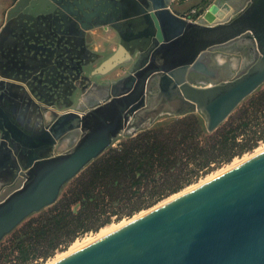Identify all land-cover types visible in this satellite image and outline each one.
I'll return each instance as SVG.
<instances>
[{
    "label": "water",
    "instance_id": "1",
    "mask_svg": "<svg viewBox=\"0 0 264 264\" xmlns=\"http://www.w3.org/2000/svg\"><path fill=\"white\" fill-rule=\"evenodd\" d=\"M172 5L18 0L9 11L13 46L22 54L0 66V242L53 205L63 187L120 137L163 114L199 113L210 133L264 85V0H215L196 21ZM103 25L124 46L136 43L131 69L103 100L60 110L57 101L76 78L83 96V36ZM231 47L244 51L248 62L227 75L211 62ZM10 96L32 105L42 101L51 107L49 118L36 129L22 125L2 102ZM52 264H264V151Z\"/></svg>",
    "mask_w": 264,
    "mask_h": 264
},
{
    "label": "trees",
    "instance_id": "2",
    "mask_svg": "<svg viewBox=\"0 0 264 264\" xmlns=\"http://www.w3.org/2000/svg\"><path fill=\"white\" fill-rule=\"evenodd\" d=\"M263 140L264 85L210 133L200 114L187 113L127 135L70 180L53 205L10 233V245L0 246V264L10 255L12 264L46 258L78 234L151 207L212 163L229 162Z\"/></svg>",
    "mask_w": 264,
    "mask_h": 264
},
{
    "label": "crops",
    "instance_id": "3",
    "mask_svg": "<svg viewBox=\"0 0 264 264\" xmlns=\"http://www.w3.org/2000/svg\"><path fill=\"white\" fill-rule=\"evenodd\" d=\"M17 1L0 0V33L5 25L12 21L9 25L10 29L3 32L0 40V66L2 68H5L4 66L6 65H13L12 61L17 62L16 60H19L20 54H22L13 46V42L17 41L13 29L15 28V24L8 17L9 11ZM172 1L173 5L171 8L178 13H185V15H189V11L193 8L196 9L200 3V0ZM199 18L200 15L196 20ZM83 38L85 41V51L83 53L84 59L82 60L81 71L84 77L87 78L83 82L87 87L84 89L83 96H81L78 86L81 85L79 83L82 79L76 78L72 81L71 83L74 86V88H71L72 92L68 88L67 92L61 94L60 99L57 101L62 105L60 110L74 108L83 104L90 106L106 98L110 93L112 85L129 72L137 57L136 43L132 41L127 46H124L117 32L109 26H97L86 30ZM219 62L221 61H217L220 67H225L224 71L227 75L233 73L230 70V62H227L225 65H221ZM231 68L233 67L231 66ZM197 81V83H201L199 80ZM53 101L54 104L57 103L55 100ZM2 102L6 106V102H8L7 107H9L11 112L13 111L15 118L24 126L36 129L44 122V119L49 118V112L46 109L51 107H47L42 101L34 99L35 105H32L20 103L17 98L10 96L7 99H3ZM66 103L70 104L65 107L64 104ZM74 140L75 136L66 139V141L55 147L56 152L66 150ZM3 180L4 177L0 175V183ZM3 187V184H0V192Z\"/></svg>",
    "mask_w": 264,
    "mask_h": 264
},
{
    "label": "rangeland",
    "instance_id": "4",
    "mask_svg": "<svg viewBox=\"0 0 264 264\" xmlns=\"http://www.w3.org/2000/svg\"><path fill=\"white\" fill-rule=\"evenodd\" d=\"M214 1L215 0H200L199 6L196 7L195 12L192 15L193 16L197 15L198 17H199V15L201 16L202 12ZM189 13H190V11H189ZM214 58H215L216 64H218L217 61H221V62H219L221 65H223V64L225 65V64H227V62H230V65L233 67V68H231V66H230L231 72H235V71L241 69L248 62V57L245 55L244 51H241V50L237 49L236 47H231L228 50H221L215 54ZM170 118H171V115H167V114L160 115L148 127L155 125V124H158V123L166 122V121L170 120ZM201 118H202L203 125L205 127V120H204L203 116H201ZM148 127H144V128H148ZM144 128H142V129H144ZM205 131H206V129H205ZM127 135L128 134H126L125 136H127ZM123 138L124 137H120L119 139L121 140ZM115 146H116V141L113 142L111 147H115ZM263 151H264V140L259 141L257 146L254 147L253 149L244 152L240 156H235L229 162L221 163L219 165L212 163L206 169L199 171L196 175V178L190 184L184 186L182 189H180L179 191H177L175 193L178 194V193L182 192L181 194H183V193L191 190V189L188 190L189 187L194 186V185L201 183V182L204 183V182L216 177L217 175L227 171V169L229 170V169L243 163L244 161L250 159L251 157H253V156H255V155H257ZM198 185H200V184H198ZM175 193H172V194L162 198L161 200L156 202L151 207H149L147 209H142V210H140V211H138V212H136L130 216H121V217L112 216L108 223L104 224L103 226H101L97 230L86 231V232H83L81 234H78L66 246L55 249V251L46 258L34 259V260L30 261V264H52V263L58 261L59 259L63 258L64 256H66V255H68V254H70V253L94 242L95 240L115 231L116 229L122 227L123 225H125L129 221L136 219L137 216L139 217V216L143 215L144 212L146 213L147 211L157 207V205L159 203H161L162 201H164L165 199H167L168 197L172 196ZM9 236H10V234L6 235L1 240L0 246H2V244H7L8 246L10 245V244H8ZM9 251L10 250L7 249L6 253H8ZM9 257L11 258V260H9L8 262H5V264H12L13 262H16V259L14 257H12V255H10Z\"/></svg>",
    "mask_w": 264,
    "mask_h": 264
},
{
    "label": "bare ground",
    "instance_id": "5",
    "mask_svg": "<svg viewBox=\"0 0 264 264\" xmlns=\"http://www.w3.org/2000/svg\"><path fill=\"white\" fill-rule=\"evenodd\" d=\"M227 170H228V169H227ZM207 180H208V179H207ZM201 183H202V182H201ZM201 183H198V184H201ZM198 184H196V185H194V186H191V187H189V188L187 187V188H188V190H189V189H192L193 187L198 186ZM186 191H187V190H186ZM184 192H185V191H184ZM181 193H182V192H180V193H178V194H177V193L173 194L172 196L168 197L167 199H165L164 201H162L161 203H159V204L157 205V207H159L160 205H162V204L168 202L169 200H171V199L177 197L178 195H181ZM144 213H145V212H144ZM144 213H143V214H144ZM137 217H138V216H137ZM137 217H136V218H137ZM73 251H74V250H73ZM69 253H70V252H69ZM67 254H68V253H67ZM65 255H66V254H65ZM63 256H64V255H63ZM60 258H61V257H60Z\"/></svg>",
    "mask_w": 264,
    "mask_h": 264
},
{
    "label": "built area",
    "instance_id": "6",
    "mask_svg": "<svg viewBox=\"0 0 264 264\" xmlns=\"http://www.w3.org/2000/svg\"><path fill=\"white\" fill-rule=\"evenodd\" d=\"M175 1H180V0H175ZM194 12H195V8H193V9H191L190 10V13H189V15H192V14H194ZM189 15H186V16H184L185 18H187L188 20H192V21H196V18L198 17L197 15H195V16H189Z\"/></svg>",
    "mask_w": 264,
    "mask_h": 264
},
{
    "label": "flooded vegetation",
    "instance_id": "7",
    "mask_svg": "<svg viewBox=\"0 0 264 264\" xmlns=\"http://www.w3.org/2000/svg\"><path fill=\"white\" fill-rule=\"evenodd\" d=\"M179 14H183L184 16H186L185 13H179ZM215 62H216V61H215V58L213 57L212 62H211V66L216 65Z\"/></svg>",
    "mask_w": 264,
    "mask_h": 264
}]
</instances>
